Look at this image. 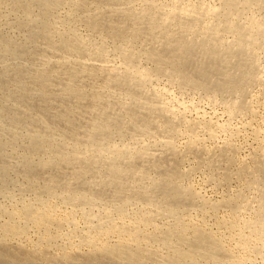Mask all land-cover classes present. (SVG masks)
<instances>
[{"label": "bare ground", "instance_id": "1", "mask_svg": "<svg viewBox=\"0 0 264 264\" xmlns=\"http://www.w3.org/2000/svg\"><path fill=\"white\" fill-rule=\"evenodd\" d=\"M263 92L264 0H0V264L264 258Z\"/></svg>", "mask_w": 264, "mask_h": 264}, {"label": "rangeland", "instance_id": "2", "mask_svg": "<svg viewBox=\"0 0 264 264\" xmlns=\"http://www.w3.org/2000/svg\"><path fill=\"white\" fill-rule=\"evenodd\" d=\"M11 20H12V18H10ZM6 21H4V24L6 25V24H8L10 21L8 20V19H5ZM6 22H8V23H6ZM3 24V25H4ZM4 25V26H5ZM5 28H8V26L6 25L5 26ZM202 99V98H201ZM201 99H200V97H198V96H196V99H194L195 101L194 102H196V103H199V101H201ZM198 101V102H197ZM259 101L260 102H258V107H256V110H257V112H258V114L260 115V117L263 115L264 116V92L261 94V96H260V99H259ZM260 103V104H259ZM201 105H202V109H203V111H205V114L207 113L208 115H210V116H208L207 114V116L208 117H213L212 115H214V118H215V121L216 120H218V122H220V123H222V122H224L225 123V121H227V118H226V116H225V114L223 115L222 113H224L223 112V110L222 109H217V110H215V111H217V112H219V113H217V117L215 116V114H214V110H212V108L207 104H205L204 102H203V100L201 101V103H200ZM257 106V105H256ZM261 106V107H260ZM222 110V111H221ZM220 116V117H219ZM221 116H223V117H221ZM261 117V119L263 118L264 119V117ZM217 118V119H216ZM222 119V120H221ZM264 121V120H263ZM238 123V124H237ZM240 123V124H239ZM264 123V122H263ZM261 124V122L260 123H258V122H256L255 123V126L256 127H258L259 125H260V127H261V129L264 131V127H262V126H264V124ZM235 126V127H234ZM237 126H239V127H237ZM233 127L234 128H236V129H243V122L242 121H235L234 123H233ZM245 137H244V136ZM244 138V139H243ZM183 140V141H182ZM250 140V141H249ZM263 140H264V136H263ZM179 141V142H178ZM177 144L180 146V147H182L183 145H184V143L186 142V138L185 137H179V139H177ZM181 142V143H180ZM211 141L209 140V141H207V143H206V146L208 147V148H214L215 146H216V143L218 144V143H220V142H222V140H220L219 142H213L212 141V143H210ZM238 142V143H237ZM264 142V141H263ZM214 143V144H213ZM235 143L237 144V145H239L240 147H241V150H240V152H239V154L237 155L238 157L237 158H239L238 160H245V159H247V156H249V154L251 153V151H252V148H254L255 147V143L249 138L248 139V137H246V134L243 132L238 138H236L235 139ZM253 143V144H252ZM210 144V145H209ZM249 146H247V145ZM215 145V146H214ZM243 145H244V147H245V149H244V147H243ZM253 146V147H252ZM251 147V148H250ZM183 148V147H182ZM244 149V151H243V149ZM250 148V149H249ZM247 153H248V155H247ZM188 167V168H187ZM235 167V168H234ZM182 170L183 171H186V172H191V173H189V174H191V175H189V181L191 182V184H193L194 186H195V188H196V190L203 196V197H206L205 199H207V200H210V201H218V200H221L225 195H227L226 193H227V189L228 188H223V186H220V185H222V183H224L223 181V179H222V176L221 175H218V176H216V182H214V180L212 181V179H211V177H210V173H209V171L208 170H197V169H193V166H192V164H189V163H186V164H184L183 166H182ZM233 170H236L237 168H238V166L237 165H235V166H233V167H231ZM193 170V171H192ZM208 171V172H207ZM195 173V174H194ZM202 173V174H201ZM193 175V176H192ZM208 178V179H207ZM220 179V180H219ZM218 180V181H217ZM212 181V182H211ZM235 182V183H234ZM210 183V184H209ZM213 183V184H212ZM218 183H221V184H219L218 185ZM196 184V185H195ZM213 185V186H212ZM217 185V186H216ZM239 186V182L237 181V180H233L232 182H231V185H230V188L231 189H234V187H235V189L237 188V187ZM198 188V189H197ZM218 188V189H217ZM220 188V189H219ZM222 189V190H221ZM110 191V193H109V191ZM225 190V191H224ZM106 191V192H105ZM216 191V192H215ZM221 191V192H220ZM102 193L104 194V196L105 195H107V196H105V197H103L102 196V200H103V202L104 203H108L109 201L111 202V198H112V193H113V189H109V188H105L103 191H102ZM218 194H219V196H218ZM218 196V197H217ZM221 196V197H220ZM208 197V198H207ZM104 198V199H103ZM214 198V199H213ZM2 199V200H1ZM5 199V200H4ZM106 199V200H105ZM113 199V198H112ZM0 200H1V202L0 203H6L7 201H8V199L7 198H3V197H0ZM4 201V202H3ZM137 201V200H136ZM138 202V201H137ZM137 202H135V203H133V205L132 206H130L129 207V209L127 210L129 213H131V212H133L134 210H135V206H136V203ZM26 203H27V201H26ZM69 209L70 208H67V211H69ZM134 209V210H133ZM196 213V214H195ZM192 216H191V215ZM190 214H189V218H187L186 219V221L188 220V221H193L194 222V220H195V222H201V221H203L204 220V218H205V215L204 214H202V213H200V212H196V211H190ZM194 214V215H193ZM199 214V215H198ZM78 215V214H77ZM218 215H220V216H218ZM223 215H225V212L224 211H221V212H219L217 215H216V217H214L213 215L211 216V215H207L206 216V219L208 220V226L209 227H212V228H209L212 232H217L218 231V229H216L217 228V219H218V217L220 218V217H222ZM191 218V219H190ZM193 219V220H192ZM201 219V220H200ZM117 220V219H116ZM128 220L129 219H126V221L125 222H128ZM211 220V221H210ZM187 221V222H188ZM212 222V223H211ZM84 225V226H83ZM86 228V225L85 224H80V229L81 230H83L84 228ZM215 227V228H214ZM83 228V229H82ZM215 229V230H214ZM34 230H32L31 232H30V234L29 235H31V237H29L28 239H27V241H25V240H15V241H12L11 243L15 246L16 244H20L19 246L17 245V247H19L18 249H20L22 246L21 245H23V248H21L20 250H23L24 249V247H26V248H29V244H31V241H33L32 243H37L39 240H40V236H39V234L36 232V231H34ZM35 234V235H34ZM37 235V236H36ZM36 236V237H35ZM33 239V240H32ZM37 240V241H36ZM35 241V242H34ZM28 242H29V244H28ZM22 243V244H21ZM27 244V245H26ZM59 244H60V242H59ZM21 246V247H20ZM28 246V247H27ZM16 247V246H15ZM261 257H259V256H252V257H250V259H249V264H264V258H262V259H260ZM253 260V261H252ZM260 260H262V261H260Z\"/></svg>", "mask_w": 264, "mask_h": 264}]
</instances>
